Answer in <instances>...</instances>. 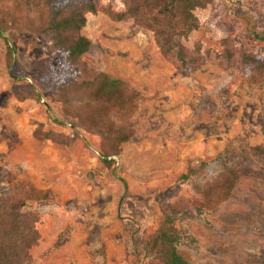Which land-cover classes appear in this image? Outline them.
Here are the masks:
<instances>
[{"label": "rangeland", "instance_id": "obj_1", "mask_svg": "<svg viewBox=\"0 0 264 264\" xmlns=\"http://www.w3.org/2000/svg\"><path fill=\"white\" fill-rule=\"evenodd\" d=\"M194 13L199 27L182 42L203 60L188 74L161 54L151 30L86 14L81 32L91 43L81 59L138 93L134 113L120 118L132 135L109 165L102 134L74 117L85 113L84 95L71 91L66 111L38 79L36 62L68 69L50 35L6 25L39 97L12 92L0 38V195L28 196L30 185L50 193L24 208L39 217L30 264H147L143 248L163 210L198 200L230 166L239 171L230 196L176 225L179 251L191 264H264V158L240 157L264 142V82L236 63L240 51L264 59V0H212Z\"/></svg>", "mask_w": 264, "mask_h": 264}, {"label": "trees", "instance_id": "obj_2", "mask_svg": "<svg viewBox=\"0 0 264 264\" xmlns=\"http://www.w3.org/2000/svg\"><path fill=\"white\" fill-rule=\"evenodd\" d=\"M212 0H123L124 7L114 10L101 6L94 0H0V38L5 45V66L13 81L12 92L23 100L39 97L31 84L26 82L24 67L16 57V49L5 32L7 24L14 29L28 30L39 35H50L53 49L67 64L65 72L58 73L47 61L36 62L38 79L45 87L54 89L52 94L68 111L72 106L69 93L77 92L87 99L85 113H74L83 125L89 124L102 134L101 158L107 165L110 156L118 154L120 146L132 135L129 118L136 110L138 93L127 83L105 72L90 71L82 55L90 47V39L82 34L87 13L102 11L112 20L131 19L137 26L153 32L154 41L161 54L176 69L188 74L198 67L203 58L200 49L189 51L182 40L199 27L194 11L205 8ZM236 63L243 68L252 82H264V59L246 51L239 52ZM116 115L119 120L110 116ZM264 126V116L262 119ZM48 134L44 136L48 138ZM241 160L249 157L264 158V142L243 150ZM115 175L114 171L112 173ZM239 178L237 166H230L220 177L205 184L200 198L189 205L171 206L163 210L158 229L145 242L143 258L147 264H191L179 251L176 225L184 218L213 211L226 200ZM125 184V183H124ZM28 196L6 198L0 195V264H30V250L39 238L36 212L25 210L28 199L45 200L48 190L27 188Z\"/></svg>", "mask_w": 264, "mask_h": 264}]
</instances>
